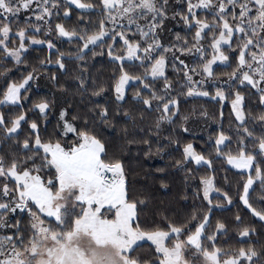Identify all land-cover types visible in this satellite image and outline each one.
I'll list each match as a JSON object with an SVG mask.
<instances>
[{"label":"snow or ice","instance_id":"6c2138e0","mask_svg":"<svg viewBox=\"0 0 264 264\" xmlns=\"http://www.w3.org/2000/svg\"><path fill=\"white\" fill-rule=\"evenodd\" d=\"M0 264H264V0H0Z\"/></svg>","mask_w":264,"mask_h":264},{"label":"trees","instance_id":"16d2710c","mask_svg":"<svg viewBox=\"0 0 264 264\" xmlns=\"http://www.w3.org/2000/svg\"><path fill=\"white\" fill-rule=\"evenodd\" d=\"M44 54H45L44 52L33 53L34 56L37 55L42 56ZM103 71L104 69L101 68L100 72ZM205 107L208 106L205 105ZM212 110L213 109L209 108V111ZM201 127L203 126L201 125ZM164 155H166V153ZM167 163H171V161L162 160L160 159L159 155H154L151 158H147L144 161H141V164L139 165L134 162L133 169L135 174L133 175L132 179L137 184L140 191H144L145 189L143 188V185L147 184L148 185L147 190L156 195L157 200L160 202L161 206L175 207L177 210H180L181 206L185 203V201L180 199V192L182 185L180 184L179 178H176L174 183L169 184V189L167 192L160 189L158 182L146 179V177L149 175H156V176L161 175V173H154L152 170L156 167H163ZM233 211H237V210L234 209Z\"/></svg>","mask_w":264,"mask_h":264},{"label":"rangeland","instance_id":"374dc122","mask_svg":"<svg viewBox=\"0 0 264 264\" xmlns=\"http://www.w3.org/2000/svg\"><path fill=\"white\" fill-rule=\"evenodd\" d=\"M41 90H43V91H48V88L47 87H43Z\"/></svg>","mask_w":264,"mask_h":264}]
</instances>
